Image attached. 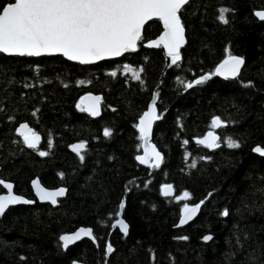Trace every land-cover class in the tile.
Returning <instances> with one entry per match:
<instances>
[{
    "label": "trees",
    "instance_id": "obj_1",
    "mask_svg": "<svg viewBox=\"0 0 264 264\" xmlns=\"http://www.w3.org/2000/svg\"><path fill=\"white\" fill-rule=\"evenodd\" d=\"M220 9L228 10L227 23L218 19ZM257 11L264 0H190L180 13L181 60L165 70L161 50L142 46L160 33L157 21L144 27L137 51L117 61L81 66L0 54V179L27 200L34 178L47 189H66L55 207L33 201L0 216V264H264V157L251 152L264 148V21ZM229 53L245 61L236 79L183 87L211 76ZM155 89L161 119L151 137L162 163L148 170L134 160L135 125ZM84 93L101 96L99 118L77 107ZM213 117L221 128L211 127ZM21 123L41 136L37 149L15 135ZM210 131L221 137L211 151L194 143ZM227 138L240 147L229 148ZM73 143L85 148L73 154ZM164 185H172V196L162 195ZM184 192L187 199L175 198ZM122 199L124 236L112 227ZM202 200L197 217L177 228L179 210ZM80 227L92 229L95 244L62 249L58 238Z\"/></svg>",
    "mask_w": 264,
    "mask_h": 264
},
{
    "label": "snow or ice",
    "instance_id": "obj_2",
    "mask_svg": "<svg viewBox=\"0 0 264 264\" xmlns=\"http://www.w3.org/2000/svg\"><path fill=\"white\" fill-rule=\"evenodd\" d=\"M190 0H10V2L0 5V53L18 56H41L44 54L60 53L68 60L78 61L81 64H91L109 58L120 57L128 52H135L138 42L142 40V29L146 22L154 17L163 23V34L158 40L149 43L148 47H159L163 45L166 54L171 58V64L177 65L181 60L180 49L184 44L185 28L181 22L180 13ZM227 9H220L218 19L222 23H227L225 13ZM255 15L264 21V11H257ZM243 58L228 54L216 68L212 75H223L225 79L237 78L244 65ZM125 71L131 72L136 80H140V72L125 65ZM140 71H143L141 69ZM116 76L115 71L109 73ZM210 79L209 75L201 76L193 82L184 83L185 89H190L195 85L203 84ZM250 86V85H246ZM96 101L100 97L91 98ZM77 107H80L78 105ZM81 111H87L92 116L100 114L99 104H92L87 108L80 107ZM35 115V113H33ZM161 119L156 114L154 105H149L148 110L143 113L139 123L135 125L140 133L139 139L147 142L152 131L154 120ZM222 126L220 117H213L211 127L219 129ZM26 124H21L17 132L23 137L27 147L35 149L39 141V136L28 129ZM30 133V135H29ZM104 135L110 136L109 129L104 130ZM221 137L208 132L203 139H197L196 143L202 144L209 149L219 148ZM229 148H238L240 145L231 138L224 140ZM185 144L188 141H184ZM51 147V141L49 142ZM85 148L83 143L73 146V151ZM254 152L264 156V148L256 147ZM155 163L151 167L158 168L162 163L161 154L152 148ZM41 156L48 155L47 152H40ZM79 154V152H78ZM148 153L145 156H137L136 159L141 163H148ZM81 160L83 156L81 155ZM187 158V157H186ZM196 167L195 161L190 165ZM0 185L8 189L7 195H0V216L5 214V210L10 205L31 204L33 201L22 199L18 195L12 194V184L5 183L0 179ZM36 195L40 200H50L56 203V197L64 195L63 188L58 191H46L40 187L39 181H33ZM165 197L172 196V185H164L161 189ZM211 195V194H209ZM189 197L188 192L175 197L184 200ZM204 201H200L193 207L184 205L180 225L186 224L200 210ZM125 207L121 202L120 208ZM229 213L225 210L222 215ZM119 215V213H117ZM119 226V230L127 235L128 224L123 220H117L112 227ZM81 236L95 240L92 229H79L73 235H61L60 241L63 247L68 248L70 244L81 239ZM187 239V237H182ZM205 241L212 239V236H204ZM114 251L111 244L106 246V254Z\"/></svg>",
    "mask_w": 264,
    "mask_h": 264
},
{
    "label": "water",
    "instance_id": "obj_3",
    "mask_svg": "<svg viewBox=\"0 0 264 264\" xmlns=\"http://www.w3.org/2000/svg\"><path fill=\"white\" fill-rule=\"evenodd\" d=\"M255 13H256V12H255ZM255 13H254V17H255L258 21H261V20L255 15ZM152 21H157V22L159 23V26H160V33H159L158 36L155 37L154 39H152V40H148V41L144 42L142 46H143L145 49H148V50H156V49H160V50H161L162 55H163L164 58H165V66H164V70H165V69L168 68V66L170 65V63H171V58L167 56V54H166V50L163 48V45H161V46H159V47H148V46H147V45H148L149 43H151L152 41H154V40H158L159 37L163 34V31H164L163 23H162L161 21H159L158 18H155V17H154L151 21L146 22L145 26H147V25H148L150 22H152ZM143 29H144V28H143ZM143 29H142V32H143ZM185 43H186V40L184 39V44H183V46L181 47V49L185 46ZM181 49H180V51H181ZM0 54L3 55V56H5V57H18V58H20V57H28V58L60 57V58H62L63 60H65V61H67V62H70V63H73V64H78V65H81V66H92V65H97V64L103 63V62L117 61V60H119V59L123 56V55H122V56H120V57L109 58V59H105V60H102V61H97V62H95V63H91V64H81V63H79L78 61H71V60H68L66 57H64V56H63L62 54H60V53H54V54H50V55H49V54H44V55H41V56H18V55H8V54H2V53H0ZM226 58H227V57L223 58V59H222V60H221L216 66H215V68H214V70H213L212 73H214V72L216 71L217 66H218L219 64H221V63L223 62V60H225ZM242 67H243V65L241 66V69H242ZM209 76H210V75H209ZM210 77L218 78V79H221V80H234L233 78L225 79L223 75H220V76H217V75H211ZM197 79H199V78H197ZM235 79H236V78H235ZM194 81H195V80H194ZM194 85H195V84H194ZM157 95H158V89H155V90L153 91L152 95H151V98H150L149 102H148L147 105H146L145 110L142 112V114H141V115L139 116V118L137 119V121H136V125L139 123V119H140V117L143 115V113H144L145 111L148 110L149 105H154L155 110H156ZM94 97H100V100H99V101H96V100H94V99H91V98H94ZM77 103H78V105H80V107H84V108H87V107H89V106L92 105V104H99L100 113H101V106H100V103H101V96H100V95H95V94H92V93H84V94H82V95L79 97ZM263 110H264V106H263ZM82 112H83L86 116H88L89 118H91V119H97V118H99V116H100V114H99L98 116H92V115H90L89 112H87V111H82ZM156 114H157V110H156ZM156 121H157V120H154V121H153V123H152V129H153V125H154V123H155ZM21 124H26V123H21ZM21 124H19V125L15 128V135L20 139V141L22 142V144L24 145L25 148H27V149H32V148L27 147L26 144H24V142H23V137L17 132V129L20 127ZM26 125H27V124H26ZM27 126H28V125H27ZM28 129H31V128L28 126ZM28 129H24L23 131L27 133V132H28ZM31 130H32V129H31ZM32 131H33V130H32ZM135 131H136V133H137V135H138V137H139V136H140V133H139V131L137 130L136 127H135ZM207 133H208V132H207ZM207 133H206L204 136H202L201 138H198V139H203V138L207 135ZM36 134H37V133H36ZM29 135H30V133H29ZM37 135L39 136V141H38L37 146H36L35 149H37V148L39 147L40 143H41V136H40L39 134H37ZM151 136H152V131H151V135L149 136L147 142H144V141H142L141 139H139V140H140V152H139V154L137 155V156H145V153L147 152V153H148V156H147L148 163L141 164V163L136 159L137 156H136L135 159H134L135 162H136L138 165H140V166H142V167H144V168H147L148 170H151V169L153 168V167H151V164L155 163V160L153 159L154 154L152 153V148H153V146L155 147V145H154L153 142H152V137H151ZM196 140H197V139H196ZM196 140L194 141V143H195L196 145L201 146V147H204V148H206V149L209 150V151L213 150V149H209V148H207L206 146H204V145H202V144H198V143H196ZM78 144H81V143H73V144L69 145V147H68L69 152H71V153H73V154H77L78 152H80L82 149H79L78 152H77V151H73V146L78 145ZM256 147H258V146L253 147L252 150H251V152H252L253 154H255L256 156H258V157H262V158H263L264 156H261L260 154H258V153H256V152L253 151V149L256 148ZM35 149H32V150H35ZM155 149H156V147H155ZM156 151H158V150L156 149ZM161 157H162V156H161ZM34 180H35V181H39L38 179H33V180H31L30 183H29V188H30V190H31V194H32V196H33V198H34V201H35L36 203L40 204V205H49L50 207H55V206L57 205V201L61 200V199L65 196V194H66V189L63 188V189L65 190L64 195H62V196H57V197L55 198V199H56V203H55V204L51 203L50 200L42 201V200H40L39 197L36 195V189L33 187V181H34ZM4 182H5V181H4ZM5 183H9V182H5ZM10 184H12V183H10ZM39 185H40V187L44 188L46 191H51V192L58 191L59 189L62 188V187H57V188H53V189H47V188L43 187V186L40 184V182H39ZM12 186H13V184H12ZM0 187H1V189L3 190V193L0 194V195H7V194H8V189L4 188L3 185H0ZM12 194H13V195H16V194H14V192H13V188H12ZM18 196H19V195H18ZM20 197H21V196H20ZM21 198H22V199H25V198H23V197H21ZM121 202L124 203V199H122V200L120 201V204H121ZM33 203H34V202H33ZM33 203H31V204H23V203H21V204H16V205H10L8 208H10V207H16V206H31V205H33ZM120 204H119V206H118V210H117V213H119V215H117V213H116V220L113 222V224H115L117 220H123V219H122V209L120 208ZM195 205H196V204H189V207H193V206H195ZM201 206H202V205H201ZM8 208H7V209H8ZM183 208H184V206L179 210L178 219H177V222H176V227H177V228H184L186 225L190 224V223H191V222L197 217V215H198V213H199V211H198L197 214L193 217V219L190 220V221H188L186 224H184V225H180V219H181V215H182ZM7 209H6V210H7ZM6 210H5V211H6ZM123 221H124V220H123ZM113 224H112V225H113ZM81 228H84V227H80V228L74 230V231L71 232V233L63 234V235H73V234H75V233H76L79 229H81ZM113 228L116 229L121 235H123V236L125 235L124 233H122V232L119 230V226H118V225H117L116 227H113ZM84 229H89V228H84ZM59 238H60V237H59ZM59 238H58V239H59ZM82 240H88V241H90L92 244H95V241H94L92 238L85 237V236H81V239H79V240L73 242V243L70 244L68 247H71V246H73L74 244L79 243V242L82 241ZM204 241H205V240H204ZM205 242H206V241H205ZM59 243H60L62 249H66V248L63 247V242L60 241V239H59ZM72 264H77V263L73 262Z\"/></svg>",
    "mask_w": 264,
    "mask_h": 264
},
{
    "label": "flooded vegetation",
    "instance_id": "obj_4",
    "mask_svg": "<svg viewBox=\"0 0 264 264\" xmlns=\"http://www.w3.org/2000/svg\"><path fill=\"white\" fill-rule=\"evenodd\" d=\"M34 179H37V178H34ZM33 180V179H32ZM31 181V180H30ZM30 181H29V183H30ZM1 188V187H0ZM29 190H30V188H29ZM30 192H31V190H30ZM3 193V190L0 192V194H2ZM15 194V193H14ZM32 195V194H31ZM32 197V199H31V201H34V198H33V196H31ZM38 204V203H37Z\"/></svg>",
    "mask_w": 264,
    "mask_h": 264
}]
</instances>
